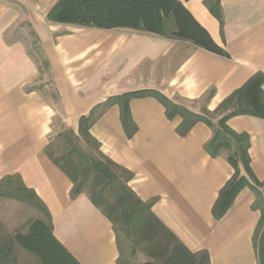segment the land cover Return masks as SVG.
I'll use <instances>...</instances> for the list:
<instances>
[{"label":"crops","instance_id":"1","mask_svg":"<svg viewBox=\"0 0 264 264\" xmlns=\"http://www.w3.org/2000/svg\"><path fill=\"white\" fill-rule=\"evenodd\" d=\"M58 1L0 0V179L18 174L36 193L54 237L78 264H117L111 222L86 193L71 197L73 183L45 145L62 130L78 133L79 118L108 97L141 89L196 113L205 109L216 126L228 111L221 104L254 75H264V0H179L226 55L146 31L50 21L47 13ZM207 1L218 2L221 27ZM31 49L47 61L43 73ZM260 88L264 92V80ZM129 109L133 136L126 135L117 104L102 111L89 132L103 155L133 173L128 185L134 193L155 199L154 215L189 251H207L209 264H261L253 242L261 215L252 208L253 191L243 187L221 218L212 215L233 173L224 155L205 149L212 128L197 122L178 135L181 117L168 119L153 96L132 98ZM226 125L248 135L251 171L264 181V118L240 114Z\"/></svg>","mask_w":264,"mask_h":264},{"label":"trees","instance_id":"2","mask_svg":"<svg viewBox=\"0 0 264 264\" xmlns=\"http://www.w3.org/2000/svg\"><path fill=\"white\" fill-rule=\"evenodd\" d=\"M207 6L221 27L223 21L218 2L207 1ZM47 19L84 27L146 31L167 39L189 41L226 55L179 0H59L47 13ZM47 66V61L42 60L40 73ZM263 80L264 75L257 73L233 92L221 104V108L228 111L218 119L216 126L205 109L196 113L159 91L141 89L108 97L88 115L79 118L78 133L62 130L45 145L47 156L71 179V197L86 193L91 203L111 222L119 250L117 264H133L132 256L137 250L148 256L145 264H209L207 251H189L154 215L151 207L155 199L143 201L134 193L128 185L133 173L103 155L99 142L89 132L97 116L110 105L117 104L123 129L128 137L133 136L137 126L131 117L129 101L147 96L155 97L163 105L168 119L181 117L175 129L180 136L186 135L197 122L212 128V138L205 144L206 151L212 157L224 155L233 168L232 175L218 192L212 215L215 219L221 218L239 190L249 187L255 196L252 208L261 214L253 242L259 262L263 264L264 181H258L251 171L248 135L236 133L226 125L229 117L240 114L264 118V92L260 88ZM56 144L59 153L54 151ZM241 169L246 175L241 174ZM0 198L19 201L39 213L26 233H0V264H12L16 244L36 257L40 264H78L54 237L46 206L18 174L0 179Z\"/></svg>","mask_w":264,"mask_h":264},{"label":"rangeland","instance_id":"3","mask_svg":"<svg viewBox=\"0 0 264 264\" xmlns=\"http://www.w3.org/2000/svg\"><path fill=\"white\" fill-rule=\"evenodd\" d=\"M33 56L37 57L39 62L42 63L41 55L37 54V51L30 50ZM48 84L49 81L44 78L41 84ZM46 91L52 92L51 86L48 84ZM54 151L59 153L58 145L54 147ZM97 155V154H96ZM39 216L38 211L34 208L21 203L19 201L7 198H0V233L11 232L13 234L26 233L28 231L29 225L34 219ZM16 255L12 264H40L39 260L33 255L20 249L19 245L16 244ZM133 264H145L148 256L137 250L132 256Z\"/></svg>","mask_w":264,"mask_h":264}]
</instances>
